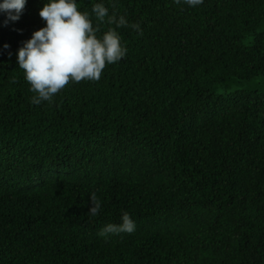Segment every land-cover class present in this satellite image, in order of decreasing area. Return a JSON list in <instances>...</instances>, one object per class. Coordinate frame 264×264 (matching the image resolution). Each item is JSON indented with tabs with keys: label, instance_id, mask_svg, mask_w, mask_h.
Wrapping results in <instances>:
<instances>
[{
	"label": "trees",
	"instance_id": "16d2710c",
	"mask_svg": "<svg viewBox=\"0 0 264 264\" xmlns=\"http://www.w3.org/2000/svg\"><path fill=\"white\" fill-rule=\"evenodd\" d=\"M46 2L0 14V264H264V87L232 88L264 77V0H77L127 54L34 105L16 52Z\"/></svg>",
	"mask_w": 264,
	"mask_h": 264
},
{
	"label": "clouds",
	"instance_id": "9594fccd",
	"mask_svg": "<svg viewBox=\"0 0 264 264\" xmlns=\"http://www.w3.org/2000/svg\"><path fill=\"white\" fill-rule=\"evenodd\" d=\"M27 0H0V14L5 16L4 25L16 22L22 15ZM204 0H173L177 5L187 4L197 7ZM91 13L97 21L116 28L130 27L142 35L139 23L129 24L125 16L113 12L101 3H95ZM45 26L32 33L31 38L22 42L16 52V62L23 70L30 91L36 93L31 103L53 102V97L70 81H98L106 65L119 62L127 54V48L121 43L120 34L114 29L97 36L98 27H93L91 14L79 11L77 0H47L38 13ZM4 49L9 46L5 44ZM11 55V54H9ZM91 207L88 214L96 216L101 211V201L95 193L89 195ZM136 230L131 215L124 211L119 224H107L99 232L100 237L110 234L128 233Z\"/></svg>",
	"mask_w": 264,
	"mask_h": 264
},
{
	"label": "rangeland",
	"instance_id": "374dc122",
	"mask_svg": "<svg viewBox=\"0 0 264 264\" xmlns=\"http://www.w3.org/2000/svg\"><path fill=\"white\" fill-rule=\"evenodd\" d=\"M264 87V77L258 78L250 83H235L232 88H243V89H256Z\"/></svg>",
	"mask_w": 264,
	"mask_h": 264
}]
</instances>
